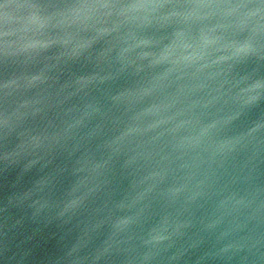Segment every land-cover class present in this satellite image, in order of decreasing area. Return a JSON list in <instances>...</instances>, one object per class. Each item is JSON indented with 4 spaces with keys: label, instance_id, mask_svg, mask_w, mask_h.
Here are the masks:
<instances>
[{
    "label": "clouds",
    "instance_id": "9594fccd",
    "mask_svg": "<svg viewBox=\"0 0 264 264\" xmlns=\"http://www.w3.org/2000/svg\"><path fill=\"white\" fill-rule=\"evenodd\" d=\"M236 159L264 161V0H0L8 219L54 227L58 264H174L187 161ZM230 199L242 235L196 264H264V188Z\"/></svg>",
    "mask_w": 264,
    "mask_h": 264
},
{
    "label": "water",
    "instance_id": "95a60500",
    "mask_svg": "<svg viewBox=\"0 0 264 264\" xmlns=\"http://www.w3.org/2000/svg\"><path fill=\"white\" fill-rule=\"evenodd\" d=\"M188 170L197 174L199 183L194 185V198L186 205L179 207L176 215L186 221L189 227L181 243L188 247V251L174 264H196L206 250L213 245L227 242L242 235L241 226L244 217L232 211L231 197L239 198L249 187L264 188V161L255 163L249 172L241 171L244 162L240 159L216 162L211 167L201 165L198 161H187ZM14 174H0V264H21L19 255L12 259L14 253L32 249L31 264H58L62 255L56 238H50L52 228L43 225H33L32 229L40 228L28 244H21L24 235H32L30 229L24 235L18 229L11 228L14 222L8 219L9 210L6 208L7 198L14 191L12 183ZM118 187H126L127 181L117 177ZM19 215L16 209L10 210ZM171 217L163 213L155 215L154 222L167 226ZM215 223L212 229L207 225ZM201 241H203L201 243ZM19 245V247H17ZM199 264H227L225 261L206 258Z\"/></svg>",
    "mask_w": 264,
    "mask_h": 264
}]
</instances>
